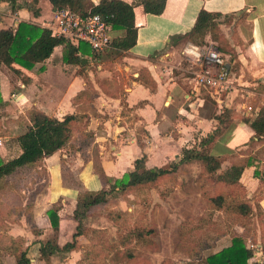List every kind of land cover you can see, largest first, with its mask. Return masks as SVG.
<instances>
[{
	"label": "crops",
	"instance_id": "1",
	"mask_svg": "<svg viewBox=\"0 0 264 264\" xmlns=\"http://www.w3.org/2000/svg\"><path fill=\"white\" fill-rule=\"evenodd\" d=\"M76 1L77 6L71 9L80 15L89 13L92 4L98 2ZM17 2L21 6L13 10L7 0H0V27L25 20L50 28L51 35L57 36L52 31L55 9L50 0ZM202 8L221 13V31L233 47V53L224 51L230 79L243 84L264 85V0H166L161 13L147 12L137 2L134 5L137 40L119 58L109 56L105 60L99 57L112 45L99 54L85 46L86 50L80 52L82 66H79L63 61V44L56 43L49 54L35 61L31 68L15 61L0 64L3 100L0 104V132L3 133L0 135V155H7L10 144L15 150L13 156L20 153L19 135L24 129L17 130L16 134H11V129L18 126L15 125L16 119L25 117L32 107L41 108L57 118H63L67 113L88 112L85 119L89 118V123L83 131L92 134L86 146L66 145L45 156L36 166L46 174L43 186L34 193L31 209L32 222L40 229V234L34 235L32 223L25 221L24 215L12 222L7 231L10 236L22 237V247L27 248L32 262L33 257L39 259L36 238L43 241L55 234L60 248L74 239L83 243V235H74L78 222L71 214L78 199L89 201L102 195L105 178L121 177L133 168L134 159L143 152L147 155V166H166L179 158L183 146L191 145L217 125L214 111L219 112L223 106L230 107L235 117L241 111L240 107L245 103L234 97L235 89L226 91L222 88L215 92L196 84L191 78L192 68L200 66L181 53L182 46L191 42L188 31ZM110 34L113 38L120 37L125 34V29H111ZM207 40L212 41L209 36ZM93 60L96 61L95 71L89 67ZM105 61L107 65H104ZM145 77L154 80L155 84L145 83ZM88 85L94 92L90 97L93 112L80 101L87 91L77 97ZM203 90L216 100L217 108L213 112L208 109ZM257 92L264 96V91ZM249 113L247 110L246 114ZM220 126L223 130L213 145L222 144L223 137L230 136L233 140L223 139L225 151L218 154L246 146L253 135L248 122L229 121ZM244 127L248 131H244ZM237 131L245 134L237 139L234 135ZM138 140L144 145L141 146ZM263 147L264 142H259L252 152L256 154ZM256 157L260 159L258 168L264 172V156ZM191 164L192 160L182 165ZM255 168L256 165H247L240 181L249 197L261 194L258 200L264 209V188L254 175ZM53 204L59 206L56 230L50 225L46 213ZM227 242L228 236L216 240L208 253ZM253 248L251 259H264L261 243ZM31 250L33 254H30ZM66 252L67 256L63 255L57 261L70 260V255L79 251ZM55 257L54 253L52 260Z\"/></svg>",
	"mask_w": 264,
	"mask_h": 264
},
{
	"label": "trees",
	"instance_id": "2",
	"mask_svg": "<svg viewBox=\"0 0 264 264\" xmlns=\"http://www.w3.org/2000/svg\"><path fill=\"white\" fill-rule=\"evenodd\" d=\"M7 1L13 10L21 6L17 0ZM50 2L53 9H74L77 6L76 0H50ZM137 2L141 3L147 12L161 13L165 7L166 0H98V2L92 4L90 7V12L99 13L111 29H125L123 36L113 38L112 47L109 49L107 55L119 58L125 54V50L131 48L136 43L137 25L134 5ZM220 22V12L202 8L199 10L193 26L188 31L189 40L196 44L207 43V36L211 40H220L224 37L220 28ZM56 43L63 44V61L75 64H81L82 57L80 56V52H84L86 50L85 46H89L84 41L73 42L66 37H54L51 35L50 28L25 20H20L13 26L0 27V64H10L15 61L25 67L31 68L34 66L35 61L46 57ZM220 43V45H217L218 48L223 52L228 51L224 47V43ZM231 57H233L232 54ZM143 81L151 86L155 84L151 78L145 77ZM84 92L86 90L80 91L77 97L80 93ZM2 102L0 93V104ZM232 111V108L226 106H223L219 112L214 111L213 117L217 119V125L191 145L183 146L179 158L171 161L168 165L147 166V155L143 152L139 157L134 159L133 168L125 171L121 177L105 178L102 195L93 197L89 201L78 199L71 214V217L75 218L78 222L74 235H83L90 242L85 248L81 247L84 248V252L77 260V264L123 263L128 259L124 260V256L133 255L134 250L132 247L144 242L145 239H148L146 235L154 232V229L149 226H140L138 224L129 226L126 218L127 212L125 210L113 209L108 212V216L118 223V229L125 227L126 230L125 232L119 231L118 243L108 242L102 236L104 231L84 223V219L89 216L94 206L106 203L109 195L112 193L114 195H129L138 193L139 190L157 188L164 178L175 172L180 165L191 160L200 162L202 166L201 176L204 175L215 183L220 182L228 187H232L231 190L225 193L218 192L209 196L208 209L210 216L216 209L229 214H236L237 216H248L252 215L253 209L256 208L264 214V209L258 200L261 194L250 198L247 195L245 186L240 181L243 169L247 165H256L254 175L259 178L261 187L264 188V172L258 168L260 159L251 155V153H246L237 156L234 160L223 166L226 156L212 152L213 144L223 130L220 124L232 120ZM83 117V114L67 113L63 118H57L41 108H30L26 113L25 129L19 135L20 153L6 160L0 156V190L5 185L7 177H12L22 173L24 169L37 166L45 156L54 151L66 145L74 147L86 146L91 140L92 134L89 131H83L80 136L74 138L75 124L80 122ZM240 121L248 122L253 130L252 139L256 138V142H264V104H260L257 108H254L251 116L243 115ZM138 141L141 146L144 145L143 142ZM260 150L257 154L263 153L264 156V147ZM241 190L244 192L243 196L237 194ZM159 194H162V191H159ZM28 208L29 206H26L24 212L28 211L27 219L32 223V232L37 237L40 234V229L32 222V205L31 208ZM58 210V204H53L46 210L50 225L54 230L58 228ZM240 226L244 227V222L240 223ZM92 235L97 236L98 239L103 241L104 247L101 242L94 243ZM222 235L228 236V242L213 252L205 253V250L208 251L209 248L216 244V240L224 237ZM221 236L213 238L211 242H207L204 236L189 240V249L193 252H191V258L185 261L184 264H264V259L261 261H253L251 259L254 254V248L247 243L246 231L241 232L235 229L233 232H226L225 234H221ZM9 238L6 249L14 257L13 264H33L28 255L27 248L24 249L22 247V237L9 236ZM34 241L39 242L38 253L42 264H52V255L58 250L69 251L78 247L76 239H74L73 241L66 242L60 248L56 242L55 234L46 240L42 241L36 238ZM129 241L128 245H132L120 250L119 246L122 243L127 244ZM259 242L264 249V232L260 234ZM98 244L101 245L100 249L108 248L107 254L98 252ZM192 247L195 248L192 249Z\"/></svg>",
	"mask_w": 264,
	"mask_h": 264
},
{
	"label": "rangeland",
	"instance_id": "3",
	"mask_svg": "<svg viewBox=\"0 0 264 264\" xmlns=\"http://www.w3.org/2000/svg\"><path fill=\"white\" fill-rule=\"evenodd\" d=\"M223 36L224 37L220 40H212L213 43L215 45H220V42H223L226 50L233 53V47L228 37L224 34ZM233 37L234 41H236L235 35ZM108 52L109 49L99 55V57H103L105 60L108 59ZM105 62L106 64L104 65H107L108 62ZM111 64L112 63H109L108 65L111 66ZM95 65L96 61L93 60V63L90 62L89 67L95 71ZM79 66L82 65L79 64ZM95 75H97V73H95ZM85 89L87 94L85 97H82V99L80 98V101H83L82 104L86 106L85 108L93 112L94 107L90 102V97L93 96L94 93L92 86L88 85ZM234 89L235 91L232 93L234 97L244 101L245 105L240 107L241 111L237 112L236 117L235 114H232L234 118L230 121L238 122L242 116L246 114L247 110H249L250 113L246 115L251 116L255 107L264 104V96H261L257 92L264 91L263 84H243L235 79H230L229 86L225 90L231 91ZM202 92H204L207 100L208 109L213 112L217 108L215 107L216 100L210 97L205 90ZM249 106H251V109H248ZM79 114H83L84 117L80 122L75 124L74 138L80 136L83 133L84 126L89 123V118L85 119V117L88 116V112H79ZM16 120H18V122H16L15 125L18 126L15 127L11 125L14 126L11 129V134H16L19 129H25L26 116L18 117ZM226 123H229V121ZM244 131H248L246 127H244ZM244 134L245 133L241 131L234 133L237 139L243 137ZM0 135H3V133L0 132ZM223 139L226 141L233 140L230 136L223 137L222 144L216 143L213 145V153L218 154L225 151L223 150ZM257 145H259V142H256V140L251 137L246 146L223 153L226 156L223 166L228 164L231 160H234V158L240 154L251 153V155L254 156L258 155L257 151L256 154L252 152ZM10 147L11 149H9L7 155L1 153L2 155L0 156L2 159L6 160L15 154L13 144H10ZM259 156L262 157L263 153L259 154ZM192 161L193 164L191 165H180L175 172L164 178L159 183L160 185L158 184L159 186L157 188L153 187L151 190H139L138 193L129 195H114V193H112L109 195L106 203L94 206L91 209L89 216L84 219V223L104 231L102 236L108 242L118 243L119 231L125 232L126 230L125 227H120L118 229V223L108 216V212L113 209L125 210L127 212L126 218L129 226L138 224L140 226H149L154 229V232L146 235L148 239L132 247L134 250L133 255L124 256V260L128 259L119 264H184L185 261L191 258V252H193L189 249V240L199 237L202 238L201 236H204L207 242H211L213 238L220 237L221 234H225L226 232H233L235 229L241 232L246 231L247 243L253 244L254 247L257 246L260 240V234L264 232L263 212L254 208L252 215L237 216L236 214H229L216 209L210 216L208 209L209 196L218 192L225 193L231 190L232 187H228L220 182L215 183L204 175L201 176L202 166L200 162L196 160ZM45 175L43 169L35 166L30 169H24L22 173L5 179V185L0 190L1 264L14 263V257L9 253V250L6 249V244L10 239V234L7 232L9 225L17 221L18 218L23 217V215L25 221H29L27 219L28 211L24 212L25 207L29 206V208H31L34 193L43 186ZM159 191H162V194H159ZM237 194L243 196L244 192L241 190V192ZM242 222H244V227L240 226ZM92 237L94 243L101 242L104 247L105 244L103 241L98 239L97 236L92 235ZM84 238L83 243L76 244L78 246L76 249L79 252L70 255V260L66 259L61 263L57 261V258L63 255L67 256V252L65 253L63 250H58L55 252L56 257L52 260V264H77V260L83 255L84 248L90 242L85 236ZM129 243L130 241L127 244L122 243L119 246L120 250H123L126 246L132 245H128ZM82 246L84 248H81ZM97 248H99L98 252L101 254H107L108 252V248L100 249L101 245L99 244ZM194 248L192 247V249ZM205 253H208V251L205 250ZM30 254H33V250L30 251ZM33 258H35L33 264H42L40 259H36V257Z\"/></svg>",
	"mask_w": 264,
	"mask_h": 264
},
{
	"label": "built area",
	"instance_id": "4",
	"mask_svg": "<svg viewBox=\"0 0 264 264\" xmlns=\"http://www.w3.org/2000/svg\"><path fill=\"white\" fill-rule=\"evenodd\" d=\"M54 23L52 31L55 35L73 42L84 41L95 53H102L112 45L111 28L97 12L80 15L71 8L55 9ZM181 53L200 66L192 68L191 78L196 84L215 92L229 86L230 71L226 65V55L213 41L202 45L187 42L182 46ZM250 246L254 247L253 244Z\"/></svg>",
	"mask_w": 264,
	"mask_h": 264
}]
</instances>
